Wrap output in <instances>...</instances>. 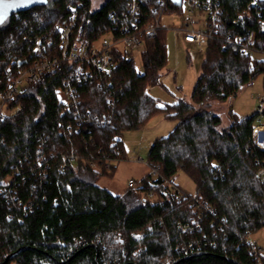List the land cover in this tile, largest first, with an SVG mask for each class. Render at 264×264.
Listing matches in <instances>:
<instances>
[{
	"label": "trees",
	"instance_id": "1",
	"mask_svg": "<svg viewBox=\"0 0 264 264\" xmlns=\"http://www.w3.org/2000/svg\"><path fill=\"white\" fill-rule=\"evenodd\" d=\"M202 1L216 3L221 16L202 56L192 104L161 107L148 93L166 66L163 29L145 43L141 72L116 54L105 78L77 83L74 65L63 62L8 104L18 112L0 120V264L24 248L6 264H174L195 253L203 254L178 264H232L221 258L258 264L247 236L264 229L258 175L264 149L254 142L264 111L241 119L231 114L230 125L221 127L207 101H225L264 75V58L256 57L264 56V0ZM129 2L104 0L92 10L91 0H47L7 15L0 24V90L32 62L34 40L52 38L48 54L57 52V28L73 13L72 40L91 43L121 26ZM137 2L138 28L181 12L175 0ZM68 87L75 95L64 105L58 96ZM159 115L175 126L151 145L150 171L135 182L140 189L115 196L98 187L125 159L121 134ZM178 172L193 181L194 194L172 186ZM191 219L199 229L182 233L178 224ZM182 246L191 250L184 254ZM259 261L264 264V256Z\"/></svg>",
	"mask_w": 264,
	"mask_h": 264
},
{
	"label": "built area",
	"instance_id": "2",
	"mask_svg": "<svg viewBox=\"0 0 264 264\" xmlns=\"http://www.w3.org/2000/svg\"><path fill=\"white\" fill-rule=\"evenodd\" d=\"M180 9H186V15L182 18L180 26L175 29L176 37L180 38L185 44L197 45L206 47L208 41L212 38L214 32L218 28L220 21L221 10L218 5L211 1L202 0H178ZM138 2L130 0L128 6V17L124 18L121 26H116L113 31L101 36L98 40L91 43H81L72 40L73 28L75 26L76 14L73 13L69 22L57 28L59 43L56 46V53L48 54V49L54 46L52 38H46L43 43L41 39H36L30 43L32 62L20 68L14 79L10 81L3 89L0 90V120L4 117L12 116L18 110H9L8 104L13 100L15 95L28 84L37 81L43 73H55L58 71L63 62L74 65L72 77L75 82H86L94 77L105 78L110 74L116 54L127 61L135 60V57H140L144 51L145 43L156 37V34L161 30L160 20H155L146 24L142 28H138ZM118 33V36L115 35ZM47 50V51H46ZM242 51L248 53V48L244 47ZM68 85V84H67ZM74 90L70 87L59 93V100L62 104L68 105L74 99ZM261 106L257 112H263L264 101H261ZM258 175L264 181V171L260 170ZM126 189L139 190L134 181L127 183ZM172 193L176 191L171 188ZM146 196L153 198L152 193H147ZM176 200L180 201V196H176ZM196 206L197 200L194 197ZM197 211L199 206L195 208ZM201 214H199L200 216ZM178 228L182 233L193 232L198 230V224L194 219H191L185 224H178ZM250 253L253 258L257 259L259 264L260 256L263 257L261 248L257 243L250 240V235L247 236ZM180 250L186 254L191 250V246H182ZM138 254V251L133 253V257Z\"/></svg>",
	"mask_w": 264,
	"mask_h": 264
},
{
	"label": "rangeland",
	"instance_id": "3",
	"mask_svg": "<svg viewBox=\"0 0 264 264\" xmlns=\"http://www.w3.org/2000/svg\"><path fill=\"white\" fill-rule=\"evenodd\" d=\"M104 0H91V9L98 10ZM186 9L180 13L164 15L160 26L165 30L166 66L161 72L160 84L149 88L148 93L156 99L161 107L178 101L191 103V93L200 74V63L206 47L187 45L176 37L175 29L180 26ZM264 58V56H256ZM133 65L136 71H142L141 58L135 57ZM264 101V75L257 76L251 83L244 85L235 96L225 101L210 98L208 110L221 119V127L231 123V114L241 119L257 112ZM264 111V104H263ZM175 122L166 120L162 115L152 118L147 125L137 131L123 132L120 140L125 150V159L116 163V172L112 179L101 178L96 184L112 195L118 196L127 191L129 181H140L150 171L147 165L148 151L157 139L167 136ZM254 142L264 149V125L254 128ZM153 179H155L153 177ZM172 186L190 195L195 192V184L185 174L178 172ZM154 197V196H153ZM250 240L257 243L264 256V229L250 235Z\"/></svg>",
	"mask_w": 264,
	"mask_h": 264
},
{
	"label": "water",
	"instance_id": "4",
	"mask_svg": "<svg viewBox=\"0 0 264 264\" xmlns=\"http://www.w3.org/2000/svg\"><path fill=\"white\" fill-rule=\"evenodd\" d=\"M178 4V0H175ZM14 2V0H7V1H0V4H7V3H12ZM47 0H39V2H35V3H31V4H28L27 6L25 7H20V8H16V9H9L8 10V14H20V13H24V12H28L34 8H37V7H41V6H44L46 4ZM26 250V248L24 249H19L17 250L15 253L7 256L4 260V262L2 264H6L9 260L15 258L17 255H19L22 251ZM203 253H195V254H191L189 256H186V257H183L179 260H177L174 264H178L184 260H187V259H191V258H194V257H197V256H201ZM222 260H226L232 264H240L234 260H230V259H227V258H221Z\"/></svg>",
	"mask_w": 264,
	"mask_h": 264
},
{
	"label": "snow or ice",
	"instance_id": "5",
	"mask_svg": "<svg viewBox=\"0 0 264 264\" xmlns=\"http://www.w3.org/2000/svg\"><path fill=\"white\" fill-rule=\"evenodd\" d=\"M35 2H39V0H14L12 3L0 4V24H2L7 17L9 9L25 7L28 4Z\"/></svg>",
	"mask_w": 264,
	"mask_h": 264
},
{
	"label": "crops",
	"instance_id": "6",
	"mask_svg": "<svg viewBox=\"0 0 264 264\" xmlns=\"http://www.w3.org/2000/svg\"><path fill=\"white\" fill-rule=\"evenodd\" d=\"M187 45H192V44H187ZM122 194H123V192L120 195H122Z\"/></svg>",
	"mask_w": 264,
	"mask_h": 264
}]
</instances>
